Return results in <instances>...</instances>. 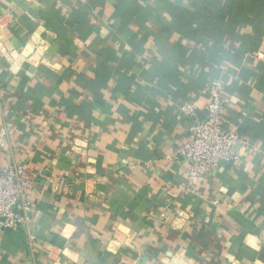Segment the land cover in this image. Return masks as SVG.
<instances>
[{"label":"crops","instance_id":"crops-1","mask_svg":"<svg viewBox=\"0 0 264 264\" xmlns=\"http://www.w3.org/2000/svg\"><path fill=\"white\" fill-rule=\"evenodd\" d=\"M249 146L172 160L211 82ZM33 180L0 264H264V0H0V164ZM21 214H24L21 212Z\"/></svg>","mask_w":264,"mask_h":264},{"label":"built area","instance_id":"built-area-1","mask_svg":"<svg viewBox=\"0 0 264 264\" xmlns=\"http://www.w3.org/2000/svg\"><path fill=\"white\" fill-rule=\"evenodd\" d=\"M226 99L221 93V83L211 82V94L205 106V119L194 117L195 110L182 104L179 110L189 116L187 139L171 152V159L187 162V182L210 174L219 164H230L239 159L237 147L246 148L248 141L238 132L224 127ZM22 163L0 164V230L7 227H24L28 241H33L26 222L29 209L28 192L33 180ZM23 212L24 214H21Z\"/></svg>","mask_w":264,"mask_h":264}]
</instances>
